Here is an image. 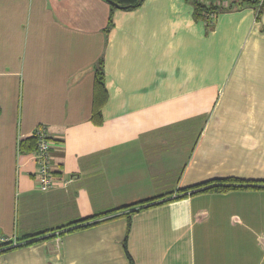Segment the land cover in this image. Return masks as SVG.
<instances>
[{
	"label": "crops",
	"instance_id": "obj_1",
	"mask_svg": "<svg viewBox=\"0 0 264 264\" xmlns=\"http://www.w3.org/2000/svg\"><path fill=\"white\" fill-rule=\"evenodd\" d=\"M110 12L106 0H0V233L18 241L0 264H130L126 238L135 264H264V184L181 192L264 181V9L208 19L191 0H145L116 10L106 35ZM101 56L109 100L95 125ZM40 127L60 180L47 191L19 150ZM158 196L128 236L132 207L100 216Z\"/></svg>",
	"mask_w": 264,
	"mask_h": 264
},
{
	"label": "trees",
	"instance_id": "obj_2",
	"mask_svg": "<svg viewBox=\"0 0 264 264\" xmlns=\"http://www.w3.org/2000/svg\"><path fill=\"white\" fill-rule=\"evenodd\" d=\"M111 5V12L109 16V20L107 26L105 27L106 35L109 34L111 29L114 26V14L115 11L118 9L122 10H133L140 7L145 0H106ZM195 6V15L197 18H205L207 17L210 19L211 13H217L222 9H232L235 6L242 7V6H254L258 9L259 16L264 9V0H237L232 1L228 4V6L218 5V4H206L205 2H201L198 0H191ZM210 26V23H208ZM210 28V27H209ZM109 100V93L106 87V70H105V60L104 56H101L97 62L95 63V81H94V101H93V111L91 120L95 125H102L104 122L103 118V108L107 101ZM38 145V136L34 132L31 136L23 138L19 141V150L23 153H32L35 152ZM261 184H264L262 180H241L236 177H227L221 179H215L210 181H205L199 184H195L193 186H189L187 188H183L181 192H184V196L186 195L187 191H191V194L200 193V192H228L234 189H249V188H263ZM165 196H158L155 198H150L147 200H143L141 202H137L132 205L123 206L114 210H111L107 213L100 214V216H104L107 214H111L113 212H118L120 210H125L132 207V210L129 211L127 214L129 223L127 227V236L131 229V213L135 212L139 209L144 207H150L152 205L160 204L165 201H160ZM100 216L95 215L93 217L85 218L83 220L77 221L75 224H81L79 228L82 227H89L92 225H96L100 223L102 220H98ZM78 228V227H76ZM75 228V229H76ZM72 229V230H75ZM70 231V230H69ZM38 235V234H37ZM124 248L126 251V255L129 259L130 264H135L134 260L129 253L128 246H127V238L124 241Z\"/></svg>",
	"mask_w": 264,
	"mask_h": 264
},
{
	"label": "built area",
	"instance_id": "obj_3",
	"mask_svg": "<svg viewBox=\"0 0 264 264\" xmlns=\"http://www.w3.org/2000/svg\"><path fill=\"white\" fill-rule=\"evenodd\" d=\"M205 2L206 4H218L228 6L232 1L237 0H198ZM215 15L214 12L211 13V16ZM36 135L38 136V145L37 149L34 152V157L37 162V166L34 172V179L38 189L47 191L52 188H55L60 183V180L54 173V168L52 164V155H51V145L52 141L49 138L43 127L37 128L35 130ZM63 185H67L68 181H62ZM18 241L16 239H11L9 236L0 233V250L16 246Z\"/></svg>",
	"mask_w": 264,
	"mask_h": 264
}]
</instances>
